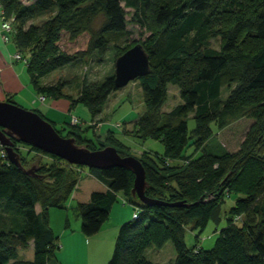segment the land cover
Returning <instances> with one entry per match:
<instances>
[{"label": "trees", "instance_id": "16d2710c", "mask_svg": "<svg viewBox=\"0 0 264 264\" xmlns=\"http://www.w3.org/2000/svg\"><path fill=\"white\" fill-rule=\"evenodd\" d=\"M0 2L14 18V43L26 58L37 93L45 98H66L73 107L84 105L93 119L103 112L110 95L120 90L114 75L83 88L77 98L64 94L66 82L44 85L41 79L78 60L104 56L116 38L130 33L127 8L135 11V19L151 32L144 43L118 52L117 58L142 44L151 63V73L137 79L145 112L132 129L118 127L125 137L150 138L163 144V153L148 151L138 158L147 173L146 196L181 204L147 206L132 194V172L120 167L89 168V174L107 190L94 191L89 202L78 203L82 233L93 236L103 229L120 194L139 212L137 219L120 227L109 264H156L145 256L156 237L172 241L177 252L174 264H264V0ZM44 13L53 16L40 24L31 22ZM83 38L85 46L80 47ZM214 41L219 42V48L213 46ZM169 85L180 87L182 102L164 112ZM226 87L230 93L223 99ZM8 101L16 104L12 96ZM244 115L253 123L238 151H199L214 135L212 126L220 131L231 119ZM191 117L196 127L189 132ZM71 125L66 137L76 138L77 144L91 150L114 146L121 156H133L131 148L113 133L93 149L94 144L82 137L81 128L77 131ZM13 142L22 165H36L37 170L34 175L26 174L8 157H2L6 149L0 145V264H59L60 245L51 227L50 210L67 209L83 168L18 139ZM23 147L49 157L51 162L27 161ZM170 158L186 161L170 165ZM233 197L237 202L216 246L212 250L199 244L188 248L187 228L204 231L210 222L219 226L224 220L223 200ZM243 211L246 217L240 214ZM4 215L8 222L5 228L1 225ZM31 244L33 260L19 259V250Z\"/></svg>", "mask_w": 264, "mask_h": 264}, {"label": "rangeland", "instance_id": "374dc122", "mask_svg": "<svg viewBox=\"0 0 264 264\" xmlns=\"http://www.w3.org/2000/svg\"><path fill=\"white\" fill-rule=\"evenodd\" d=\"M128 12V30L129 34L116 38L110 45L107 53L104 56L93 55L87 60H78L73 62L65 67L57 69L56 71L50 73L46 77L41 79L42 84L53 85L59 82H66V87L64 88V94L70 95L73 98H77L79 92L85 87H91L99 82H103L107 77L115 75V63L117 60L118 52L122 51L128 46L136 43H144L147 38L151 35L150 30L137 21L134 17V12L132 9L127 8ZM52 13H44L39 15L34 19L33 23L40 24L48 18L52 17ZM102 22V18L98 19L95 27H98ZM12 34V43L14 42ZM85 46V39L83 38L80 47ZM215 48H219L220 44L218 41L213 42ZM26 59V58H25ZM23 81L30 83V75L26 70L23 74ZM30 81V82H29ZM234 87V86H233ZM169 95L166 104L163 107L164 112L171 111L174 107L179 105L182 100L180 97V87L175 85H169L168 87ZM1 92V91H0ZM230 93V90L226 87L222 90V98L226 99ZM9 95H2L0 93V101H8ZM14 99V98H13ZM144 94L142 92L140 82L138 80L132 81L124 88L112 93L104 106L103 112L99 115V119L92 121V124H89V121L92 117L90 110L84 105H77L76 110L73 112H68L70 109L65 103V99L59 101L51 100L48 98L47 103H38L34 106L33 109L28 108V105L20 104L16 102L17 105L22 106L27 110H36L40 111L41 115L45 117L48 121H56L55 128L60 135L66 137L70 127H72V117L77 116L79 118L78 123H72L75 130L80 131L81 128L82 137L91 141L94 145L91 146L93 149L99 147L98 141H103L105 137H102L100 133H94V129L98 131L100 126L99 122H107L108 125H115L114 131L120 136H117L118 139L124 141V143L131 148V154L137 158L143 156V153L152 151L163 153L164 146L161 142L153 139H137L133 137H127L124 139L121 135V131L118 129V125H124L127 129H132L136 120L145 112V103H144ZM35 100V99H34ZM67 100V99H66ZM15 101H17L15 99ZM27 101H32L27 99ZM65 101V102H64ZM30 105V104H29ZM50 105V108L48 107ZM71 113V114H69ZM90 114V115H89ZM91 116V117H90ZM54 123V122H53ZM253 123V120L249 116H239L230 120L229 124L222 130H218L216 126H212L214 130V135L211 136L205 143H202L199 151L204 154L209 153H231L236 152L240 149L241 143L245 139V136ZM93 127V128H91ZM196 127V122L194 118L188 119V128L189 132H192ZM106 127H104L102 133L103 135L106 132ZM200 146V145H199ZM190 150V149H189ZM188 150V151H189ZM22 155L27 161H36L40 160L43 164L50 163L51 159L47 156H40L35 151H30L27 147L21 149ZM192 149L189 151L191 152ZM188 159V158H187ZM181 161H186L182 159ZM181 161H175L173 158H170V165H175L181 163ZM83 173L81 174V179L79 186L82 191H101L105 187L94 181L92 183V178L89 176V168L82 166ZM86 191V192H87ZM73 200H70L69 206L67 209H51V226L52 228L58 230L60 227L65 226V222L69 221L70 227H75V225H81V218L77 215L75 210L77 201L73 202L72 207L70 206ZM236 199L233 197L231 199L223 200V222L217 226L213 222H210L204 231L200 229L188 227L186 230L185 241L188 248H192L196 244L202 246L204 250H212L220 237L221 231L227 226L228 213L231 211V207L236 204ZM114 209L111 211L110 217L106 223V227H109L112 230L113 239L115 240L116 235L118 236L120 228H118V223L122 221L125 217L131 216L133 218L135 207L130 202H127V199L123 194H120L119 201L114 205ZM39 209V206H38ZM244 212V211H243ZM242 217H246L245 212L240 213ZM7 216L4 215L1 220V225L3 228L7 225ZM118 233V234H116ZM199 236V238H197ZM110 238V237H109ZM116 244V243H115ZM115 247V246H114ZM115 249V248H114ZM34 246H31L28 249L19 250V259L22 260H33ZM114 253V251H113ZM145 256L148 260L156 264H174L177 258V252L174 247V244L171 240L163 239L162 237H156L153 242V245L145 251ZM113 254L110 256V263Z\"/></svg>", "mask_w": 264, "mask_h": 264}, {"label": "water", "instance_id": "95a60500", "mask_svg": "<svg viewBox=\"0 0 264 264\" xmlns=\"http://www.w3.org/2000/svg\"><path fill=\"white\" fill-rule=\"evenodd\" d=\"M151 73L149 54L142 44H137L117 58L115 63V84L121 89L130 82ZM13 139L31 145L45 153L55 155L72 165L95 169L124 168L135 176L132 194L147 206L180 205L168 204L146 196L147 173L142 162L135 156H121L114 146L91 150L77 144L74 137H63L54 125L34 110H27L9 101H0V145L4 146L9 161L34 175L37 166L25 168L20 154L14 148Z\"/></svg>", "mask_w": 264, "mask_h": 264}, {"label": "crops", "instance_id": "0c3cea01", "mask_svg": "<svg viewBox=\"0 0 264 264\" xmlns=\"http://www.w3.org/2000/svg\"><path fill=\"white\" fill-rule=\"evenodd\" d=\"M16 53H18V50L15 43H12V40L6 42L2 38L0 32V93L2 95L12 96L14 100H17L16 102L28 105V108L30 109H33L34 106L38 103L46 104L48 98H45V100L42 101V95H39L37 93L31 82L29 81L30 83H28V81H23V74L26 70L28 71V66L25 61H18L14 58V55ZM31 98L32 101H27V99ZM50 99L55 101L65 99L66 102H64L70 109L68 112H73L76 110L75 108L77 106L73 107L71 102L69 100H66V98ZM48 107L50 108V105ZM97 119H99V115L95 118V120ZM92 121L93 118L91 117L89 124H92ZM53 122L56 124L57 120ZM99 124L100 126L98 127V131L97 129H94V133H100L102 137H106L110 132L113 133L116 137L120 136V134L114 131L115 125H108L107 122H99ZM106 126V132L103 135L102 131ZM123 127L126 126L123 125ZM121 128L122 127L118 129L121 131V135H123ZM126 138L127 137H124V139ZM89 176L93 179L91 184H94V181H98L105 187L103 190H101V192H105L107 190V186L104 183L94 178L91 174H89ZM90 190L91 189H89V191H82L78 184L70 200H73V202L77 201V205L78 203H87L90 200L92 192L95 191ZM70 200L67 202V205L69 204ZM73 202L70 205L71 207L73 205ZM114 207L115 206H113L112 210L114 209ZM37 211H41L40 207L38 209V206ZM51 215L52 214L50 210V221ZM129 221H131V216L122 219V221L118 223L117 231L118 228ZM106 223L103 226V229L93 236H86L84 233H82L81 225L79 224L75 225V227H70V225H67V222H65V226L60 227L56 231L54 228H52L55 236L58 237L57 242L60 245L59 250L57 251V259L59 264H108L110 256L113 254L115 248L114 246L118 236L116 235L115 240L113 239L112 230L109 227H106Z\"/></svg>", "mask_w": 264, "mask_h": 264}, {"label": "built area", "instance_id": "2783aa9c", "mask_svg": "<svg viewBox=\"0 0 264 264\" xmlns=\"http://www.w3.org/2000/svg\"><path fill=\"white\" fill-rule=\"evenodd\" d=\"M13 23H14V18L9 17L6 14L5 9L0 2V32H1L2 38L6 42L11 40L12 34L14 33ZM14 58L18 61H25L27 63V61L25 59H23V57L20 53H16L14 55ZM41 100L44 101L45 97L42 96ZM78 122H79V118L77 116H73L72 117V123L76 124ZM2 157H8L7 151L2 152ZM138 217H139L138 208L135 207L133 219H137Z\"/></svg>", "mask_w": 264, "mask_h": 264}]
</instances>
